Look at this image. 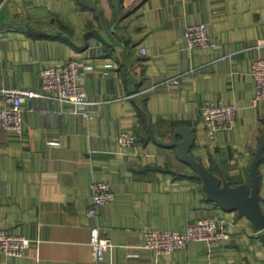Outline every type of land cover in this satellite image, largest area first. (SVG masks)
<instances>
[{"label":"crops","instance_id":"1","mask_svg":"<svg viewBox=\"0 0 264 264\" xmlns=\"http://www.w3.org/2000/svg\"><path fill=\"white\" fill-rule=\"evenodd\" d=\"M0 4V91L41 92L45 67L78 58L90 102L87 118L64 102L25 98L23 135L0 124V222L32 240L21 257L0 253V264H98L88 210L99 181L115 191L98 218L113 242L102 264H264V229L207 199L193 168L164 146L188 128L197 161L232 186L251 184L264 132V101L256 102L251 74L252 60L264 57V0ZM196 22L208 25L216 47L187 48L185 28ZM4 102L0 94V108ZM206 102L237 106L231 130H208ZM123 131L138 145L121 147ZM207 217L226 219L231 240L194 241L162 256L141 248L146 229L184 232Z\"/></svg>","mask_w":264,"mask_h":264},{"label":"built area","instance_id":"2","mask_svg":"<svg viewBox=\"0 0 264 264\" xmlns=\"http://www.w3.org/2000/svg\"><path fill=\"white\" fill-rule=\"evenodd\" d=\"M2 4H0L1 9ZM185 42L187 48H213L217 43L211 38L208 25L204 22H196L185 28ZM145 53V52H144ZM81 61L71 58L62 66H47L41 71L42 91L23 89H4L0 94L5 100L0 108L1 127L17 135L24 133L23 100L25 98H51L64 102L71 106L75 114H82L90 118L87 106L88 91L83 83ZM251 74L256 86V102L264 101V57H255L252 60ZM177 82V81H176ZM34 111V108H30ZM237 106L235 104H223L206 102L201 109V115L208 130L212 133L229 131L237 121ZM120 146L132 148L138 145L135 134L127 131L120 133L118 137ZM93 205L88 210V216L93 221L90 229V245L98 264H102L106 258V252L113 246L110 237L102 235L101 226L98 225L100 209L114 203L115 191L107 182L92 183ZM145 241L141 248L154 252L159 256L174 252L184 251L194 241H206L210 244H224L231 240L228 232L227 221L222 217L201 218L187 226L184 232L171 230L146 229L143 231ZM32 246V240L21 234H11L0 222V253L8 258H16L24 255Z\"/></svg>","mask_w":264,"mask_h":264},{"label":"water","instance_id":"3","mask_svg":"<svg viewBox=\"0 0 264 264\" xmlns=\"http://www.w3.org/2000/svg\"><path fill=\"white\" fill-rule=\"evenodd\" d=\"M172 140L166 142L169 148H176L181 162L191 166L195 171L194 177L204 183L207 199L219 204L228 212L238 210L243 216L249 218L257 230L264 229V213L260 204V177L259 167L264 159V132L259 141V148L254 154L251 165V184H239L232 186L230 182L222 181L210 171L201 161H197L191 154L195 141L194 133L188 128L182 127L173 132ZM183 136L182 140H179Z\"/></svg>","mask_w":264,"mask_h":264}]
</instances>
